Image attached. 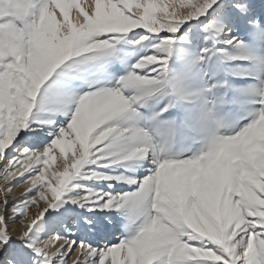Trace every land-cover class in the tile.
<instances>
[{
    "label": "snow or ice",
    "instance_id": "1",
    "mask_svg": "<svg viewBox=\"0 0 264 264\" xmlns=\"http://www.w3.org/2000/svg\"><path fill=\"white\" fill-rule=\"evenodd\" d=\"M0 264H264V0H0Z\"/></svg>",
    "mask_w": 264,
    "mask_h": 264
}]
</instances>
